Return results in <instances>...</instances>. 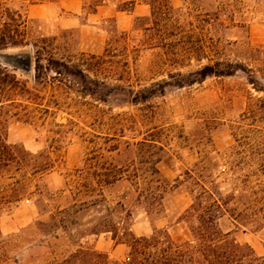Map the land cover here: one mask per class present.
<instances>
[{
    "label": "rangeland",
    "instance_id": "rangeland-1",
    "mask_svg": "<svg viewBox=\"0 0 264 264\" xmlns=\"http://www.w3.org/2000/svg\"><path fill=\"white\" fill-rule=\"evenodd\" d=\"M97 1L85 0L87 8ZM111 3L120 10L131 7L130 0ZM29 4L0 0V25H13L10 18L17 13L26 16L31 38H56L60 57L103 53L107 44L99 53L87 52L77 32L30 19L24 13ZM155 8L150 32H133L135 19L126 32L113 22L105 25L107 56H129L131 72L124 78L130 84L143 88L171 81L168 74H192L226 61L248 67L264 90V0H157ZM29 53V48L1 51L0 66L13 70L7 61ZM15 74L24 80L32 76ZM105 92L106 102L65 101L54 120L57 136L51 121L9 126V144L35 156L56 151L50 172L24 188L0 178V264H126L130 233L140 238L167 230L175 239H187L175 223L192 202L185 179L190 171L214 180L223 198L235 204L244 227L227 216L221 230L264 256V176H254L264 166V92L241 72L169 87L137 105L125 92ZM144 141L156 147L128 146ZM115 168L124 177L111 185L94 177ZM153 168L157 175L150 174ZM135 172L143 181L139 186ZM177 179L189 183L174 187Z\"/></svg>",
    "mask_w": 264,
    "mask_h": 264
},
{
    "label": "trees",
    "instance_id": "trees-1",
    "mask_svg": "<svg viewBox=\"0 0 264 264\" xmlns=\"http://www.w3.org/2000/svg\"><path fill=\"white\" fill-rule=\"evenodd\" d=\"M136 1L148 5L151 14L147 18H135L133 32H150L156 19L157 0H130L131 7L122 11L131 12ZM103 3L105 0H99L87 8L85 2L84 8L87 13H94L95 8ZM10 21L14 24L0 25V52L12 48L30 49L29 54L7 61L13 70L0 66V178L9 180L13 186L24 188L35 177L50 172L56 150L54 148L51 153L35 156L23 147L9 144V126L15 123L44 126L49 121L54 124L67 100L92 98L106 102L105 91L108 90L111 95L116 91L125 92L129 103L137 105L160 96L169 87L184 88L208 78L233 77L239 72L247 77L257 92H264L248 67L226 61L211 62L192 74H168L171 81L161 80L147 87L136 88L124 78L125 75L129 77L131 72L129 56L120 60L108 57L110 42L101 55L83 53L74 58H64L58 54L55 37L31 38L26 16L12 13ZM27 64L31 67L32 76L24 80L15 71L24 69ZM112 80L123 82L124 86L113 85ZM54 127L57 130H53V134L57 136L58 124L55 123ZM144 145L156 147L146 141L128 144L129 148ZM42 158L43 162H39ZM262 161L259 159L260 163ZM115 169L99 174L95 172L94 177H104V186L111 185L124 177L121 169ZM150 174L157 175L158 171L153 168ZM254 176H264V166ZM140 177L135 172L133 181L136 186L143 182ZM185 177L191 183L188 190L192 202L175 226L184 227L187 239H175L167 230L155 231L150 237L140 238L130 233L125 243L128 248L126 264H264V256L256 255L249 245L239 243L233 232L224 233L221 230L219 223L227 216L235 225H244L238 220L235 204L223 198L219 185L214 180H205L194 171L185 173ZM188 180L177 179L174 187L189 183ZM91 185L85 184V188ZM139 197H143L142 194Z\"/></svg>",
    "mask_w": 264,
    "mask_h": 264
},
{
    "label": "crops",
    "instance_id": "crops-1",
    "mask_svg": "<svg viewBox=\"0 0 264 264\" xmlns=\"http://www.w3.org/2000/svg\"><path fill=\"white\" fill-rule=\"evenodd\" d=\"M30 4L24 13L30 19L55 22L63 32H77L87 52L99 53L108 42L107 22H113L117 30H131L133 19L147 18L151 9L143 2L136 1L132 11L118 9L111 0L97 6L94 13H87L85 0H22Z\"/></svg>",
    "mask_w": 264,
    "mask_h": 264
},
{
    "label": "water",
    "instance_id": "water-1",
    "mask_svg": "<svg viewBox=\"0 0 264 264\" xmlns=\"http://www.w3.org/2000/svg\"><path fill=\"white\" fill-rule=\"evenodd\" d=\"M20 61H21V59H20ZM30 70H31V67H30L29 64H27L26 67H25L24 69H22V71H23V72H26V73H29Z\"/></svg>",
    "mask_w": 264,
    "mask_h": 264
}]
</instances>
